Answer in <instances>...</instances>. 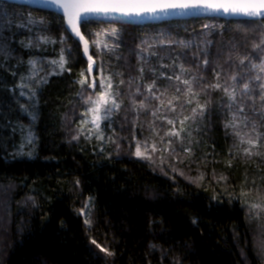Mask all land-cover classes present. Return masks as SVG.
<instances>
[{"label": "trees", "instance_id": "trees-1", "mask_svg": "<svg viewBox=\"0 0 264 264\" xmlns=\"http://www.w3.org/2000/svg\"><path fill=\"white\" fill-rule=\"evenodd\" d=\"M80 28L91 61L60 15L0 1V264H264V25Z\"/></svg>", "mask_w": 264, "mask_h": 264}, {"label": "snow or ice", "instance_id": "snow-or-ice-1", "mask_svg": "<svg viewBox=\"0 0 264 264\" xmlns=\"http://www.w3.org/2000/svg\"><path fill=\"white\" fill-rule=\"evenodd\" d=\"M47 3L54 5L56 8L63 10L65 16L67 17V24L70 26L71 31L75 33L81 40H84V37L80 33V23L85 20V16L81 15V12H73L72 9L80 8L84 13H96L103 12L105 14L108 13H118L121 16H141L143 14H156L158 12H166L168 10H197V9H205L211 10L214 12L223 11L226 14L230 15H240L245 17L248 21L254 22L260 25H264V0H243V2H236V0H163V2H158V0H133V2L126 3H113L108 5H75L69 4L66 0H46ZM207 27V26H206ZM114 31V30H113ZM85 53L88 52V41L84 40ZM261 44H264V39L261 40ZM261 44L254 45V49L260 48ZM264 51V49H262ZM91 56H89V60L91 61ZM53 63H57L53 61ZM59 63V67L64 69L65 61L63 57H61ZM207 61H205V64ZM241 64L244 63L243 60L240 61ZM92 65L89 64V71L91 70ZM252 68L258 69L260 73H264V57L261 58V62L259 64H253ZM83 75V73H82ZM171 79V78H169ZM179 79V77H176ZM233 80L236 77H232ZM252 79L256 81H261L257 86L260 90L259 97L261 101H264V77L261 75H256ZM81 84L84 81H80ZM184 84H189V81H183ZM155 85H149L148 90L151 92L152 88ZM111 88V85H108ZM211 87L220 88L219 84L212 85ZM224 91L229 95L232 100H235L234 90L233 92H229L228 89H224ZM243 93L248 95L251 99L250 92L252 89L250 88L249 83H243ZM110 95V94H108ZM108 95H101L97 100L91 101L95 105V107L89 109V111L93 114L91 122L98 129L100 124V120L102 118H107L106 116L101 115L102 106H106L109 104ZM159 99V97H157ZM112 107L118 108L119 105L115 103L114 100L111 101ZM171 103V102H169ZM143 107V104L141 105ZM109 108H104L105 113L110 111ZM174 110V109H173ZM242 110V109H241ZM195 111V110H193ZM155 115V113H153ZM187 119V117L185 118ZM169 124H174V121L168 120ZM88 123V121H85ZM182 123V122H181ZM166 135H173L179 137L180 133L173 131L170 133H166ZM77 137H74V139ZM248 143L252 144V141H248ZM247 151V150H246ZM135 155L137 157L144 158V153L140 151L139 146H137V150ZM150 159V157H147ZM252 208L260 209L264 211V206L260 204H253ZM85 224H90V220L88 218L85 219ZM93 244H96L97 247H100L99 244L95 240L92 241ZM101 251H105V249L101 248ZM111 255V253H109Z\"/></svg>", "mask_w": 264, "mask_h": 264}, {"label": "water", "instance_id": "water-1", "mask_svg": "<svg viewBox=\"0 0 264 264\" xmlns=\"http://www.w3.org/2000/svg\"><path fill=\"white\" fill-rule=\"evenodd\" d=\"M2 2L17 4L20 6H26L33 9H38L42 11H48L63 17L65 21L66 30L69 34L76 39L83 51V55L85 58L89 59L90 56V45L88 43V52L85 53L84 48V40L80 28V33L84 37V40H81L78 36L75 35L71 31L70 26L67 24V17L65 16L63 10L56 8L54 5H51L46 2V0H0ZM69 4L75 5H108L113 3H126L133 2V0H66ZM158 2H163V0H158ZM236 2H243V0H236ZM73 12H81V15L85 16V20L80 23V25L84 22H102L109 24H117V25H134V26H142V25H150V24H159L168 21H178V20H190V19H200V18H221L225 20H247L245 17L240 15H230L226 14L223 11L214 12L211 10L205 9H197V10H168L166 12H158L154 15L152 14H143L141 16H121L118 13H108L105 14L103 12L96 13H84L80 8L72 9ZM248 21V20H247Z\"/></svg>", "mask_w": 264, "mask_h": 264}, {"label": "rangeland", "instance_id": "rangeland-1", "mask_svg": "<svg viewBox=\"0 0 264 264\" xmlns=\"http://www.w3.org/2000/svg\"><path fill=\"white\" fill-rule=\"evenodd\" d=\"M92 85L93 86L95 85V82L93 80H92ZM108 91L109 90H106L105 89V85H103V90L98 95V97H95V96H92V95L91 96H89V95L88 96H85L84 99L86 100V103L87 104H90V108L89 109L95 107V105L91 101L97 100L102 94L103 95H108L109 94ZM89 98H91V101L89 100ZM108 99H109V104L106 105V106H102V108H101V115L102 116H105V114L107 115L110 111H112V109H115L114 107H112V103H111V101L114 100L112 98V96L111 95H108ZM105 107L106 108H109L111 110L105 113V111H104V108ZM92 115L93 114L90 112V115H89V117L87 116V119L86 120L89 121V122H91ZM2 193H3V190L0 189V194H1L0 195V251L1 252H5L6 249L8 248V246H9V244H10L9 243V237H10L9 232L10 231L8 229L9 228V225L8 224H9V221H11V219L9 218L10 216L8 215L9 214L8 200H5V197L6 196L2 195Z\"/></svg>", "mask_w": 264, "mask_h": 264}]
</instances>
